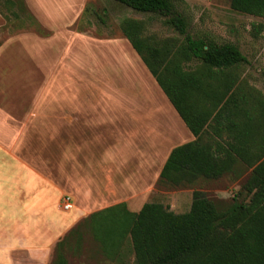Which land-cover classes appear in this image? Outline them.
<instances>
[{
	"label": "rangeland",
	"instance_id": "374dc122",
	"mask_svg": "<svg viewBox=\"0 0 264 264\" xmlns=\"http://www.w3.org/2000/svg\"><path fill=\"white\" fill-rule=\"evenodd\" d=\"M171 1L191 37L237 46L246 62L227 74L243 92L253 89L264 98V17L233 11L230 0ZM24 2L39 30L15 7L16 16L0 5L10 18L5 23L0 14V162L27 165L44 187L32 196L43 195L62 210L61 196L68 193L73 206L63 211L78 213L42 264H135L127 240L115 254L105 253L87 219L109 206L104 198L117 170L111 157L131 170L133 150L142 153L143 186L153 181L173 143L165 139L170 104L123 36L120 21H141L143 36L158 44L181 45L184 35L169 24V15L139 12L116 0ZM199 65L190 59L182 68ZM250 172L235 162L215 179L170 185L158 177L149 199L145 193L141 199L182 213L199 190L224 209L234 199H249L243 185Z\"/></svg>",
	"mask_w": 264,
	"mask_h": 264
},
{
	"label": "trees",
	"instance_id": "16d2710c",
	"mask_svg": "<svg viewBox=\"0 0 264 264\" xmlns=\"http://www.w3.org/2000/svg\"><path fill=\"white\" fill-rule=\"evenodd\" d=\"M116 1L139 12L169 15V24L184 35L181 45L158 44L143 36L141 21H120L123 36L195 136L171 149L159 180L181 185L215 179L239 162L251 169L243 185L249 199H234L222 209L194 190L189 210L182 213L159 202H145L137 212L119 203L89 215L94 237L109 255L127 240L135 264H264V98L253 89L243 92L226 72L246 62L245 56L233 44L187 34L171 0ZM0 5L15 16L24 13L29 24L41 28L24 0H2ZM230 8L264 17V0H230ZM0 14L10 22L6 13ZM190 59L199 67L183 70V61Z\"/></svg>",
	"mask_w": 264,
	"mask_h": 264
},
{
	"label": "crops",
	"instance_id": "0c3cea01",
	"mask_svg": "<svg viewBox=\"0 0 264 264\" xmlns=\"http://www.w3.org/2000/svg\"><path fill=\"white\" fill-rule=\"evenodd\" d=\"M168 113L167 126L170 129L166 128V143L171 141L174 148L194 140L195 136L171 104ZM133 155L135 158L132 160L134 165L131 170L124 168L123 161L111 157L110 164L117 170L115 177L109 179L104 203L109 206L124 203L128 211L137 212L141 203H144L141 194L145 193L149 199L151 188L158 179L161 168L157 169L153 181L147 180L142 186L144 176L139 167L144 165L142 157L145 156L141 157L142 153L137 150H133ZM167 156L162 159L160 167ZM42 190V182L27 165L0 162V264H28L31 261L37 264L45 263L49 259L53 244L77 219L78 213L63 211L53 205V202L49 204L43 195H31L32 191ZM72 206L73 203L71 208Z\"/></svg>",
	"mask_w": 264,
	"mask_h": 264
},
{
	"label": "built area",
	"instance_id": "2783aa9c",
	"mask_svg": "<svg viewBox=\"0 0 264 264\" xmlns=\"http://www.w3.org/2000/svg\"><path fill=\"white\" fill-rule=\"evenodd\" d=\"M61 208L63 210H69L72 205V197L69 194H63L61 197Z\"/></svg>",
	"mask_w": 264,
	"mask_h": 264
}]
</instances>
